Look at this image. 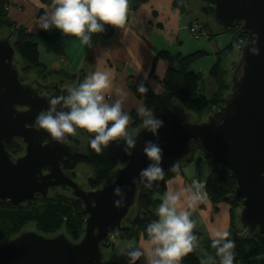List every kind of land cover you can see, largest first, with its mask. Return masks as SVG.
<instances>
[{
  "label": "water",
  "instance_id": "1",
  "mask_svg": "<svg viewBox=\"0 0 264 264\" xmlns=\"http://www.w3.org/2000/svg\"><path fill=\"white\" fill-rule=\"evenodd\" d=\"M209 1L213 23L224 28L240 23L246 32V40L238 47L237 73L231 76L230 90L219 108L200 122L183 120L174 110L155 112L164 121L157 140L163 148L161 166L165 169L168 160L186 157L190 141L196 140L206 155L229 169L236 182L234 194L240 199L243 228L238 234L264 235V0ZM10 35L0 36V199L18 205L49 189L66 187L81 201L85 218L76 241L64 233L19 232L0 243V264H104L103 239L121 228L143 185L134 184L132 178L148 163L142 152L144 141L157 137L140 127L131 134L137 143L130 156L122 150V138L110 141L105 149L118 162L112 179L97 188H82L61 168L62 160L73 151L68 142L74 136L69 134L66 143H59L32 127L36 115L49 107L47 98L64 90L53 86L52 93L40 94L37 86L21 80ZM252 47L258 52L250 51ZM14 139L21 140L24 151L11 158L5 143ZM117 185L124 193L120 207L113 203L119 199L113 193Z\"/></svg>",
  "mask_w": 264,
  "mask_h": 264
},
{
  "label": "trees",
  "instance_id": "2",
  "mask_svg": "<svg viewBox=\"0 0 264 264\" xmlns=\"http://www.w3.org/2000/svg\"><path fill=\"white\" fill-rule=\"evenodd\" d=\"M179 0H175V4ZM204 6L202 11L213 16V5L209 0H203ZM7 0H0V29L6 28L9 30L10 39L13 38V44L16 56L24 63L23 69L19 65L16 66L19 70L20 77L22 73L36 70L45 75L62 76L69 80H78V74H67L62 70H51L39 60V50L37 43L31 39V34L22 25H16L7 16ZM212 21V19H211ZM199 24V23H198ZM221 32L233 31L235 37L222 51L217 52V58L209 71V77L215 83V91L211 96H206L199 91V82L201 75L189 70V65L204 56L203 51H195L185 56H177V67H169L161 80L164 88V94H168L179 102L181 107L176 109L177 113L183 120L195 121L194 118H183L180 114L183 111L196 116L205 115L219 108L223 102L225 93L229 90V83L226 80L227 72L222 68L224 58L229 55L234 48H238V38L246 40V32L241 29L240 23H235L229 28L217 26ZM201 30L207 32V35L213 36L212 26L209 22L199 24ZM217 31L220 32V31ZM8 33V34H9ZM40 37L49 42L57 43L60 40L58 31H50L41 29ZM168 53L161 51L153 58V64L158 58H166ZM232 74L237 73L236 62L232 65ZM82 75V74H81ZM21 80L24 81L21 77ZM33 84V82H30ZM148 91L140 93L137 91V85H132L134 95L142 100V105L151 109L154 113L157 112V107L161 102V95L156 94L148 84L144 83ZM48 86V85H47ZM46 86V87H47ZM53 88V85L48 86V89ZM167 109V108H165ZM129 113V123L126 130H138L142 127V120L137 115L136 110H126ZM207 117V116H206ZM93 133L88 132V138L83 152L78 151V146L75 142L78 141L77 136L70 142L73 148L71 154L67 155L61 162V168L67 171H73L79 164L84 163L92 168V176L88 179V184L91 188L101 186L109 174L118 166L116 159L112 158L106 151L105 147L101 152L97 153L89 145L90 136ZM5 147L12 155H18L23 151L24 145L20 139H14L5 143ZM179 161L180 173L184 165L194 162L199 171L203 163L208 167V175L205 181V190L207 197L213 204L218 202H228L230 204V230L229 239L235 241L234 261L240 264H264V235L258 232H253L250 236L239 235L236 230L237 209L240 208V199H238L234 190L236 182L232 177L229 169L215 161L212 157L206 155L198 145L196 140L190 141V153ZM175 161L168 160L167 166L164 169V177L153 182L152 188H145L141 185L135 195L133 204L129 208L128 213L122 219L121 228L114 229L107 237L103 239L102 247L109 246L110 236L113 238L131 239L142 237L148 239L144 229L147 223L155 218L154 209L160 203L159 197L167 191V180L169 177L176 175L171 172L170 166ZM66 187H57L50 189L49 192H55ZM85 214L83 205L78 198H75L70 192L69 195L62 193H54L53 195L36 194L32 199H29L21 204L14 205L8 200L0 199V242L9 236H15L28 223H34L37 230L42 234H52L58 229L64 227L69 234V238L73 241L78 240L84 227ZM194 232V231H193ZM197 236V242L192 252L181 258L182 264H210V261H205L200 258L196 252V245L199 243L204 247V250L210 257L215 256V249L211 247L210 238L201 233L194 232Z\"/></svg>",
  "mask_w": 264,
  "mask_h": 264
},
{
  "label": "crops",
  "instance_id": "3",
  "mask_svg": "<svg viewBox=\"0 0 264 264\" xmlns=\"http://www.w3.org/2000/svg\"><path fill=\"white\" fill-rule=\"evenodd\" d=\"M7 16L16 25H22L31 34V39L37 43L39 60L41 48H45L46 56L42 63L51 70H62L67 74H78L79 83L85 75L93 71H106L112 77V88L105 99L115 98L116 87L125 89L128 93L122 107L124 110L134 109L142 105V100L137 98L132 85L146 83L158 95L161 102L157 110L181 107L180 104L164 102L166 98L161 80L169 67H177V56H185L195 51H203L204 56L193 61L189 70L201 75L199 91L206 96H211L216 87L209 71L217 58V52L222 51L235 37L233 31L221 32L213 26L211 17L202 11V3L197 0H129V8L125 24L121 28L115 27L107 34L93 33L90 46H85L79 38L62 34L58 31L60 40L49 43L43 40L36 23L39 17L48 9L52 0H7ZM209 22L212 26L213 36L206 35L195 38L189 31V24ZM201 30L200 27H198ZM220 31L217 33V31ZM166 51L168 57L158 58L153 64L154 56ZM230 64L237 61L238 49L234 48L222 63V68L228 72ZM230 66V65H229ZM232 66V65H231ZM82 74V75H81ZM180 105V106H179ZM182 185L190 184L193 178L206 181L208 167L203 163L199 171L194 162L182 168ZM173 175L167 180V190L177 186ZM162 197H159L161 200ZM195 220L194 232L205 234L214 230H230V204L222 201L213 204L208 197L205 201L190 210ZM111 244L102 247V261L104 264H128V257L123 253L130 246H148V239L133 237L131 239L113 238ZM196 252L200 258L209 261L210 257L204 247L197 243ZM135 264H145V258L140 257ZM182 264V263H181ZM233 264H240L233 261Z\"/></svg>",
  "mask_w": 264,
  "mask_h": 264
},
{
  "label": "clouds",
  "instance_id": "4",
  "mask_svg": "<svg viewBox=\"0 0 264 264\" xmlns=\"http://www.w3.org/2000/svg\"><path fill=\"white\" fill-rule=\"evenodd\" d=\"M128 8L129 0H52L36 25L44 30L59 29L62 34L75 36L82 44L90 46L92 34L103 32L106 25L121 28L126 22ZM250 51L257 53L258 49L252 47ZM110 88L111 75L106 71H93L76 85L68 86L63 94L48 97L49 107L36 115L32 127L46 131L59 143H66L69 134L75 136L78 129H84L94 134L89 138V145L97 153L110 141L122 138V150L130 156L137 141L126 130L129 113L122 105L128 93L116 87L115 98L106 100ZM137 91L145 93L148 88L140 83ZM136 112L143 129L157 139L144 141L142 152L148 163L132 182L150 189L153 182L161 180L165 174L161 166L163 148L157 142L158 130L164 121L144 105L137 107ZM169 170L176 174L177 186L163 193L154 209L155 218L145 226L148 246H130L123 253L128 257V264H135L142 256L145 264H181V258L192 252L197 242L193 232L196 222L190 210L205 201V182L193 178L190 184L182 185L179 161L173 162ZM113 193L119 197L114 205L122 206L121 187L117 185ZM230 235L228 230L209 232L211 247L215 249V256L208 258L210 264H233L235 241L229 239Z\"/></svg>",
  "mask_w": 264,
  "mask_h": 264
},
{
  "label": "rangeland",
  "instance_id": "5",
  "mask_svg": "<svg viewBox=\"0 0 264 264\" xmlns=\"http://www.w3.org/2000/svg\"><path fill=\"white\" fill-rule=\"evenodd\" d=\"M197 2L202 3V0H197ZM205 32H203V34L200 37L205 36L206 35ZM8 33H9V30L8 29H6V28H1L0 29V36H6V35H8ZM10 40L13 41V38H11ZM46 54L47 53H46L45 48L42 47L41 48V60L44 59V57L46 56ZM231 60H232V58H230L228 60V63L226 64V66H228V72H227V75H226V80L229 83V90H230V79H231V76H232L231 75L232 74L231 72H232V69H233V67L231 66L233 64L232 63L230 64V61ZM15 62H17V64L19 65L20 69H23V66H24L23 64L24 63L17 56L15 57ZM235 62H237V61L235 60ZM21 77L26 82H33V86H37L39 88V93L40 94H49V92H53V89L52 88L51 89H48V86H50V85H53V86L57 85L60 89H66L68 86H74V85H76L78 83L77 80H69V79L64 78L62 76L45 75L44 73L37 72L36 70H31V71L22 73ZM229 90L226 93H228ZM163 101L164 102H167V103H173L175 105H178L179 104V102L177 100H175L174 98L170 97L169 95H166V98L163 99ZM167 109L174 110V108H171V109L170 108H167ZM180 115L183 118H194V120L197 121V122H200V121L206 119V116H207V114L201 115V116H196V115H193V114L188 113L186 111H183ZM127 131H128V133L130 135L134 133V130H131V129H129ZM75 136H77V139H78V141L75 142L77 144V146H78V151L79 152H83L84 151V148H85V144H86L87 138H88V132L86 130H78ZM22 153H23V151L20 152L18 155H21ZM67 172L68 173H66V174H71L73 176V178L75 179V181L82 188H84V189H90L91 188L89 186V184H88V179L92 176V173L93 172H92V168L89 165L84 164V163H81L73 171H67ZM113 174H114V170L109 174V176L107 177V179L105 180V182L110 181L112 179ZM55 188H57V187H55ZM49 191H51V190L49 189L48 192H47V194L49 196L50 195H53L56 192L57 193H62V194H65V195H69V193L71 192L70 189L67 190L65 188H63L61 190H57L55 192H49ZM235 227H236V230L238 231V233H241L242 232L243 228H242V226L240 224V221H239V209H237V216H236V225H235ZM25 230L26 231L27 230H31V231H37V232H39L37 230V228H36V226H35L34 223H28V224H26L21 229V231H25ZM58 233H64L67 237H70L69 234H68V232L65 230L64 227L58 229L57 231H55L52 234H45V235L51 236V235H55V234H58ZM252 233H247L246 236H250V234H252ZM13 236L6 237V238L3 239V241H5V240H7V239H9V238H11ZM3 241H1V242H3Z\"/></svg>",
  "mask_w": 264,
  "mask_h": 264
},
{
  "label": "built area",
  "instance_id": "6",
  "mask_svg": "<svg viewBox=\"0 0 264 264\" xmlns=\"http://www.w3.org/2000/svg\"><path fill=\"white\" fill-rule=\"evenodd\" d=\"M198 27L200 26L196 21H193L189 24V31L193 34L195 38H199L203 34V32H201ZM114 28L115 26L106 25L105 30L102 32V34H107L108 32L112 31ZM243 42H244V38H238L237 40L238 46L242 45Z\"/></svg>",
  "mask_w": 264,
  "mask_h": 264
},
{
  "label": "flooded vegetation",
  "instance_id": "7",
  "mask_svg": "<svg viewBox=\"0 0 264 264\" xmlns=\"http://www.w3.org/2000/svg\"><path fill=\"white\" fill-rule=\"evenodd\" d=\"M54 87L60 89L57 85H55ZM61 90H65V89H61ZM50 93H52V92H49V94H50ZM68 143L70 144V142H68ZM23 151H24V150H23ZM9 153H10V152H9ZM10 155H11V158H15V157L19 156V155H17V156H16V155H12L11 153H10ZM65 173H68V172H65ZM69 175H71V174H69ZM71 176H72V175H71ZM72 177H73V176H72Z\"/></svg>",
  "mask_w": 264,
  "mask_h": 264
}]
</instances>
